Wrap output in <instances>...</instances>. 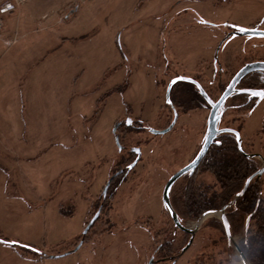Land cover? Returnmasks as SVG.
<instances>
[{
  "label": "rangeland",
  "instance_id": "1",
  "mask_svg": "<svg viewBox=\"0 0 264 264\" xmlns=\"http://www.w3.org/2000/svg\"><path fill=\"white\" fill-rule=\"evenodd\" d=\"M15 1L2 30L9 44L0 43V264H147L167 256L157 252L167 240L173 253L162 264H243L221 251L216 213L181 253L190 234L151 192L160 185L132 183L142 161L115 195L107 192L108 205L84 237L83 230L128 155L116 123L131 116L152 129L163 124L158 113L172 75L162 81L158 65L207 70L220 42L214 35L223 38L225 23L261 20L264 0ZM201 19L213 25H197ZM123 130L120 144H141L144 157L160 156L162 140L163 151L172 148L171 131ZM204 212L182 223L193 228ZM259 240L246 264H264Z\"/></svg>",
  "mask_w": 264,
  "mask_h": 264
},
{
  "label": "flooded vegetation",
  "instance_id": "2",
  "mask_svg": "<svg viewBox=\"0 0 264 264\" xmlns=\"http://www.w3.org/2000/svg\"><path fill=\"white\" fill-rule=\"evenodd\" d=\"M199 22L213 25L205 19ZM263 24L264 16L248 27L223 24L224 36L219 40L208 72V69L205 71L197 69L194 73L187 74L169 61L163 62L162 81L170 75L172 77L169 78L166 87L163 84L165 103L162 112L158 113V117L163 121L162 126L152 129L150 124H145L142 119L126 116L122 122L119 121L118 128L135 132L146 129L158 135L171 131L172 148L168 152L163 151L166 142L162 140L163 142L158 144L160 156L147 158L143 156L141 144L123 146L122 150L127 151L128 155L115 165L116 170L109 174L108 181L111 179V182L106 194L104 188L107 183L103 188L98 207L100 213L105 205H108V193L115 195L116 192L112 190L118 191L120 184L130 176L140 161L142 168L136 173L137 176L133 177L132 183L139 180L138 184H141V187L160 185L157 191L151 188V192H159L163 202L169 178L198 157L210 136L209 145L194 168L179 177L171 186L170 203L181 222L184 215L224 210L239 249L245 258L254 255L251 250L253 243L249 242L247 233L249 229L259 227L260 224L257 222L259 213L264 209V96H254L252 93L264 92V67L249 71L237 82L233 92L218 110L221 111V115L216 131L212 133L209 125L214 104L221 98L235 74L249 63L264 65ZM244 30L251 33H243ZM179 77L191 80H177L171 87L168 99V86ZM173 121L174 124L169 131L154 133V130L168 128ZM164 154L168 156L164 157ZM136 159V163L130 167ZM169 166L170 173L164 178ZM242 191L243 193L238 195ZM165 209L167 208L163 202V210ZM217 217L222 227L221 240L224 247L221 251L227 260L230 254L239 256L233 244L229 243L221 217ZM235 234H238V238ZM162 245L158 246L157 252L162 249ZM165 258L171 257L167 255L154 258V264H162L166 261Z\"/></svg>",
  "mask_w": 264,
  "mask_h": 264
},
{
  "label": "water",
  "instance_id": "3",
  "mask_svg": "<svg viewBox=\"0 0 264 264\" xmlns=\"http://www.w3.org/2000/svg\"><path fill=\"white\" fill-rule=\"evenodd\" d=\"M243 33H251L249 30H244ZM260 67H264V65L262 63H249L247 65H245L244 67H242L234 76V78L232 79L231 83L228 85V87L226 88V90L224 91V93L222 94L221 98L218 100V102H216L213 106V109H212V114L210 116V125H209V130L212 131V133L214 131H216V125H217V122L220 118V115H221V111H218L220 109V106L223 104V102L225 101V99L233 92V88L234 86L237 84V82L246 74L248 73L249 71L251 70H254V69H257V68H260ZM177 80H186V81H189L191 79L189 78H186V77H179L177 79H174L173 81L170 82L169 86H168V89H167V96H168V99H169V93H170V90H171V87L172 85L177 81ZM174 124V121L171 123V125L166 128V129H163V130H154V133H165L167 131H169L172 126ZM120 125V122H117L114 129H113V132L116 134L115 135V138H116V142L119 146V150H122L123 146L120 144V139H119V135L116 133L117 132V128L118 126ZM210 139L211 137L209 136L207 138V141L204 145V148L203 150L200 152V154L198 155V157L191 163H189L188 165L184 166L182 169H180L179 171H177L175 174H173L167 184H166V187H165V190H164V194H163V202L167 208V211L169 212V214L171 215L175 225L181 229L182 231L190 234V238L187 242V244L182 248V251L181 253H184L190 246L191 244L193 243L194 241V237H195V233L196 231L199 229V226L200 224L202 223V221L209 215L211 214H218L220 217H221V220L223 221V224L225 226V230H226V233H227V236H228V239H229V243L233 244V246L236 248L239 256L242 258V262L243 264H246V259H245V256L243 255L242 251L239 249L238 245L236 244L235 240H234V237L232 235V232H231V228H230V224H229V221L227 219V216L224 212V210H221V211H215V210H209V211H206L204 212L202 215H200V217L198 218L197 220V223L196 225L191 228V227H187L186 225H184L181 220L179 219L178 217V214L176 213V211L173 209L171 203H170V197H169V191L171 189V186L173 185V183L179 178L181 177L183 174H185L187 171L191 170L194 168V166L196 165V163L198 162L199 158L203 155V153L205 152L206 148L208 147L209 145V142H210ZM138 151V154H139V148L136 149ZM137 159H138V156H137ZM137 159L130 165V167H132ZM111 182V179L107 182L105 188H104V194H106V191H107V188L109 186ZM249 181H247L248 183ZM247 185V184H246ZM243 193L240 192L238 195H241ZM100 214V211L98 210L94 215L93 217L90 219V221L88 222V224L86 225V227L84 228L83 230V237L87 234V232L89 231V229L92 227L93 223L96 221V219L98 218ZM84 242V238H82L80 240V242L77 244V246H75V248H73L72 250L68 251L67 253H70L72 251H75L77 250ZM44 256H58V255H54V254H47V253H44L43 254ZM168 258H165V260H167ZM147 264H154V257L152 256L148 263Z\"/></svg>",
  "mask_w": 264,
  "mask_h": 264
},
{
  "label": "trees",
  "instance_id": "4",
  "mask_svg": "<svg viewBox=\"0 0 264 264\" xmlns=\"http://www.w3.org/2000/svg\"><path fill=\"white\" fill-rule=\"evenodd\" d=\"M262 207L263 206L261 205V208ZM257 222L260 224L258 228H256V229L255 228H251V229L248 230L247 238L249 239V242L250 243H254V242L255 243L256 242L257 243H260V242H262V241L259 240V238H262V236H264V234H263L264 233V209H261V211L259 213V218H258V221ZM220 231L222 232V229H220ZM160 251L163 252V255H170V254H172L173 253V249H172V243H171V241H168L167 240L165 242V244L162 245V249ZM163 263H165V261H163Z\"/></svg>",
  "mask_w": 264,
  "mask_h": 264
},
{
  "label": "built area",
  "instance_id": "5",
  "mask_svg": "<svg viewBox=\"0 0 264 264\" xmlns=\"http://www.w3.org/2000/svg\"><path fill=\"white\" fill-rule=\"evenodd\" d=\"M17 1L2 0L0 1V43L9 44L8 40L2 37V30L4 29V17L16 10Z\"/></svg>",
  "mask_w": 264,
  "mask_h": 264
},
{
  "label": "crops",
  "instance_id": "6",
  "mask_svg": "<svg viewBox=\"0 0 264 264\" xmlns=\"http://www.w3.org/2000/svg\"><path fill=\"white\" fill-rule=\"evenodd\" d=\"M27 0H21V2L22 3H24V2H26ZM197 25H200V23H198ZM3 35V34H2ZM3 37H5V36H3ZM214 41L215 42H218L219 41V36L218 35H214ZM5 39L7 40V38L5 37ZM162 67H163V64H161V65H158V69H159V71L161 72L162 71ZM157 69V70H158Z\"/></svg>",
  "mask_w": 264,
  "mask_h": 264
},
{
  "label": "snow or ice",
  "instance_id": "7",
  "mask_svg": "<svg viewBox=\"0 0 264 264\" xmlns=\"http://www.w3.org/2000/svg\"><path fill=\"white\" fill-rule=\"evenodd\" d=\"M252 95L254 96H264V92H253ZM15 243V242H12Z\"/></svg>",
  "mask_w": 264,
  "mask_h": 264
}]
</instances>
